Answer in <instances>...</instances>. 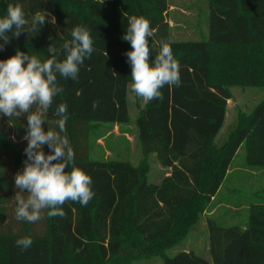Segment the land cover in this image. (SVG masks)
Returning a JSON list of instances; mask_svg holds the SVG:
<instances>
[{
    "label": "trees",
    "instance_id": "trees-1",
    "mask_svg": "<svg viewBox=\"0 0 264 264\" xmlns=\"http://www.w3.org/2000/svg\"><path fill=\"white\" fill-rule=\"evenodd\" d=\"M9 4L21 5L29 22L39 12L46 23L12 38L0 60L19 50L43 62L51 58L50 44L63 60L61 45L71 39V30H90L91 58L79 66L77 81L57 76L63 92L44 113L42 127L59 132L54 112L59 104L67 105L61 135L74 150V166L92 178L95 195L87 206L66 202L63 218L48 217L45 210L36 223L18 221L13 178L26 159L27 120L0 116V264H132L139 251L162 264H264V187L252 191L250 201L238 199V208L247 212L244 229L206 220L211 261L192 252L166 254L186 240L207 211L223 204L218 195L211 197L227 167L235 169L239 148L244 150L242 169L225 181L240 170L264 172V109L259 110L264 101L251 114L238 112L225 142L215 143L231 89H264V0H208L207 38L178 42L171 40L166 20L168 0H0V18ZM131 16L150 22L152 58L160 40L170 45L181 77L180 87L161 89L163 101H146L139 110L135 126L143 159L137 166L89 158L94 129L129 122L127 89L132 81L124 53L132 49L122 36ZM93 101L99 102L95 109ZM43 151L49 153L47 145ZM153 154L170 170L159 185L147 181V159ZM23 237L33 241L27 250L15 245Z\"/></svg>",
    "mask_w": 264,
    "mask_h": 264
},
{
    "label": "clouds",
    "instance_id": "clouds-1",
    "mask_svg": "<svg viewBox=\"0 0 264 264\" xmlns=\"http://www.w3.org/2000/svg\"><path fill=\"white\" fill-rule=\"evenodd\" d=\"M46 17L37 12L31 22L25 18L21 5L9 4L7 14L0 18V51L10 44L12 38L43 26ZM11 33V37L8 35ZM71 39L61 45L64 59L59 60L60 51L53 45L48 46L49 59L41 62L36 56H30L19 50L6 60H0V116L26 117L27 141L24 149L26 159L22 171L14 176L17 206L15 216L18 221L36 223L47 211L48 217H65L62 206L68 202H78L87 206L95 193L92 178L83 170L74 166L75 153L67 138L61 133L66 131L68 119L67 105L59 104L54 112L58 117L54 124L59 132L45 131L44 113L53 105L54 98L63 92L57 76L65 80H78L79 66L90 59L94 51L90 30L76 26L71 30ZM154 30L150 22L143 17L131 16L122 40L129 42L131 51H126V62L131 68V91L145 101L160 100L164 96L161 89L181 86L180 65L173 55L170 45L160 40L159 49L154 58L150 54V40ZM107 56V53H105ZM26 65V66H25ZM35 106V111L33 107ZM99 106L93 101V109ZM47 145L49 153L43 151ZM73 165L71 171H66ZM33 244L30 237L15 241L22 250Z\"/></svg>",
    "mask_w": 264,
    "mask_h": 264
},
{
    "label": "rangeland",
    "instance_id": "rangeland-1",
    "mask_svg": "<svg viewBox=\"0 0 264 264\" xmlns=\"http://www.w3.org/2000/svg\"><path fill=\"white\" fill-rule=\"evenodd\" d=\"M170 11L166 14V20L170 27L171 40L178 41H201L207 38V17L208 0H168ZM232 99L227 102L225 122L221 128L215 143L220 146L233 131L237 123L238 112L251 114L258 105L264 101V89L253 88H232ZM146 101L142 98L136 99L127 89V108L129 122L122 125L102 124L94 129L89 138V158L94 161H128L137 166L143 159L140 145L137 138L135 126L140 108H143ZM264 105L259 109L263 110ZM233 168L242 169L244 150L241 147L236 153ZM149 173L147 181L152 185H159L164 178L166 170L163 168L156 156L153 154L147 159ZM220 192L217 194V201L223 204L234 205L243 199L251 200V192L264 187V172L252 176L251 172L237 171L228 180H224ZM225 211V210H224ZM220 214V213H219ZM220 225H237L243 229L246 226L247 212L241 210L235 217L223 215ZM203 218L195 225L187 239L166 254L174 257L185 250L195 251L194 243L200 246V251H195L201 258H209L202 250L203 244L208 240L207 228L203 227ZM137 260L132 264H162L159 258H148L142 251L136 253ZM206 260V259H205ZM208 260V261H209Z\"/></svg>",
    "mask_w": 264,
    "mask_h": 264
},
{
    "label": "crops",
    "instance_id": "crops-1",
    "mask_svg": "<svg viewBox=\"0 0 264 264\" xmlns=\"http://www.w3.org/2000/svg\"><path fill=\"white\" fill-rule=\"evenodd\" d=\"M170 11V10H168ZM240 149V148H239ZM238 149V150H239ZM237 150V152H238ZM236 152V153H237ZM168 171H165V174H164V177H167L169 176V173H170V170L169 169H166ZM233 171H235V169H231L230 165L227 167V169L225 170V174H224V178L220 184V186L218 187L217 191L215 192L214 196L211 197V200L214 199V197H216V195L220 192L221 188H222V184L224 182V180L227 178L228 175H230L231 173H233ZM242 172H245L243 170H241ZM252 176L256 175V174H260V173H253L251 172ZM225 210V211H224ZM241 210H244L243 207L241 208H238V207H235L234 205H229V204H221V205H217L215 207H213L212 209H210L209 211H207L204 215H203V227L205 228L206 227V220L208 218H214V219H218L219 221L222 220L223 218V215H226L229 217V215L231 214V217H235V215L240 212ZM220 213V214H219ZM201 218V219H202ZM207 228V227H206ZM187 239V238H186ZM193 247H195V251H200V246L199 245H196L194 243ZM202 250H204V253L205 254H209V243H208V240L203 244L202 246ZM193 251V250H185L184 252L186 253H189V252H192L194 253L195 255H197V253ZM198 256V255H197ZM206 259L207 261L209 260V258H204ZM211 261V260H209Z\"/></svg>",
    "mask_w": 264,
    "mask_h": 264
}]
</instances>
